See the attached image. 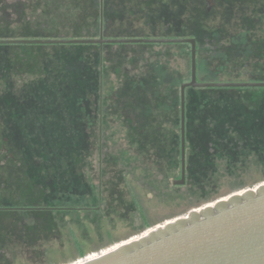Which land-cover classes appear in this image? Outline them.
Instances as JSON below:
<instances>
[{"label": "rangeland", "instance_id": "1", "mask_svg": "<svg viewBox=\"0 0 264 264\" xmlns=\"http://www.w3.org/2000/svg\"><path fill=\"white\" fill-rule=\"evenodd\" d=\"M140 1L106 0L107 36L150 38V26L174 38L200 33L199 82L253 70L264 78L260 0L224 1L200 22L191 20L192 9L170 2L159 23H150V0L144 7ZM23 4L0 0V40L99 38V0H52L48 16ZM39 45L0 46V264H81L264 184V145L252 138L237 152L231 139L264 138V88L196 92L200 99L187 108L186 184L175 186V126L191 47ZM139 202L157 223L148 229Z\"/></svg>", "mask_w": 264, "mask_h": 264}, {"label": "water", "instance_id": "2", "mask_svg": "<svg viewBox=\"0 0 264 264\" xmlns=\"http://www.w3.org/2000/svg\"><path fill=\"white\" fill-rule=\"evenodd\" d=\"M0 44H189L191 80L181 85V179L173 182L175 186L186 184L187 89L264 88V82H199L193 38L106 39L101 35L95 39L0 40ZM81 264H264V184L194 209Z\"/></svg>", "mask_w": 264, "mask_h": 264}, {"label": "trees", "instance_id": "3", "mask_svg": "<svg viewBox=\"0 0 264 264\" xmlns=\"http://www.w3.org/2000/svg\"><path fill=\"white\" fill-rule=\"evenodd\" d=\"M48 5V6H47ZM47 7L49 8V2L46 4H44L43 3V6L42 7H36V13L38 12V10L40 11V10H43V12L44 13H41L42 15H46V16H48L49 14L50 15H52V11H50V12H46L47 11ZM75 8H77V6L75 7ZM76 11H77V9H76ZM99 12H100V8H99ZM42 15H40V16H42ZM147 16V15H146ZM101 19V18H100ZM100 19H98L99 21V26H97V31H98V29H99V37H100V33H101V31H100V28H101V25L103 26V31H102V34H103V37L104 38H106V39H115V38H118V37H115V36H112V35H106V33L108 32V31H110V30H108L109 28H108V26H107V22H106V20L104 19V21H103V23L101 24V22H100ZM50 24V23H49ZM99 27V28H98ZM146 27H149V26H146ZM153 27V29H154V31L155 32H158V28L156 27V26H152ZM114 30V29H113ZM168 34H170L171 32H167ZM202 34H196V33H193V34H191L189 37L188 36H186V35H178V37L179 38H196V41H197V76H198V81H203L202 80V78H200L199 77V66H200V61H201V59H200V57L198 56V44H199V42H200V40L203 38L202 36H201ZM242 36L244 37V33L242 34ZM169 37H175L174 35H169ZM124 38V37H123ZM131 38H136V37H131ZM36 39H41V40H49V39H58V38H56V37H54V36H51V37H49V38H44V36H42V37H37V36H29V37H27V39L26 40H36ZM90 39H95V38H90ZM9 40H11V39H9ZM243 40V39H242ZM11 45V44H10ZM10 45H7V44H0V46H10ZM37 45V44H36ZM62 45H64V44H62ZM62 45H58V46H62ZM67 45V44H66ZM131 45H138V44H131ZM172 45H175V44H172ZM179 45H189V44H179ZM19 46H21V47H23V46H25L24 48H29L27 45H19ZM75 46H77V45H75ZM91 46H94V47H99V46H102V45H99V44H92ZM190 46V45H189ZM39 47H55V45H49V44H41V45H39ZM191 47V46H190ZM25 51H27L26 49H25ZM190 56H191V53L189 54ZM99 60H101V56H99ZM100 66H101V63H100V61H99V64H97V67H99L100 68ZM258 74H261V73H258V71H252V72H249V73H246V72H240V73H238V75H236V77H234L233 79H231V78H228V80H226V82H238V81H235L236 79H238V77H242V76H246V75H248L249 77H248V79L250 80L249 82H264V78H261V77H259L258 76ZM209 75H218V73H212V74H209ZM223 74H221V75H218V76H222ZM259 79V81H256V80H258ZM191 80V77H189V78H186V79H183V81L184 82H189ZM218 82H223V81H218ZM200 89H202V90H204V89H206V90H243L244 88H198V89H193V88H191V91H192V95H190L189 97L187 96V94H186V129H188L187 128V108L189 109V108H191V107H193V106H195L196 104H197V102H198V100L200 99V95H195L196 94V92L197 91H199ZM247 89H249V90H252V89H257V88H247ZM181 93V92H180ZM175 128H176V130L177 131H179L180 132V129H181V117H180V121L178 122V124L175 126ZM254 139L255 140V142H257L258 144H263L264 145V138H262L261 137V140H260V136H247L245 139L243 138H234V137H232L231 139H235V140H237V141H235V145H233L232 146V149H233V151H237V152H239V151H241L242 150V148H245L248 144H249V142H250V140L251 139ZM230 139V140H231ZM6 141V140H5ZM239 141H241V142H243V143H240ZM71 142V141H70ZM259 142H261V143H259ZM188 150L189 149H187V152H188ZM257 156L258 157H261L262 155L261 154H257ZM177 162L179 163V165L177 164ZM175 165L173 166V169L174 170H176V169H180V174H181V144H180V155H179V157H177L176 158V162L174 163ZM73 191L75 192V193H78V189H77V186H75L74 187V189H73ZM99 192H97L96 194H95V196H92V197H95L96 198V201H98L99 200V197H100V194H98ZM86 202H89V201H87V200H85ZM87 205V204H86ZM139 205H140V210H139V214H141V216H142V218H143V220H144V223L146 224L145 226V228L146 229H148V228H150V227H152V226H154L155 224H157L156 222L155 223H151V222H149V220H148V216L146 215V212H145V208L144 207H142L143 205H141V203L139 202ZM86 207L87 206H85V209H83V210H86ZM123 243H126V242H123ZM119 245H121V244H119ZM81 255H85L83 252H81Z\"/></svg>", "mask_w": 264, "mask_h": 264}, {"label": "flooded vegetation", "instance_id": "4", "mask_svg": "<svg viewBox=\"0 0 264 264\" xmlns=\"http://www.w3.org/2000/svg\"><path fill=\"white\" fill-rule=\"evenodd\" d=\"M52 0H23V3L25 4V6L29 7V6H33L32 4L34 3L35 7H42L43 3L47 4L48 2H50ZM73 1V0H72ZM122 1V0H121ZM224 1H226L227 3L233 5V6H237V4H235L236 1H240V0H150V23L152 22H158L160 20V9L163 10V8H165L166 6H168L170 4V2L174 5V6H180L184 9H192L193 12V16L191 17L192 21L195 22H200L201 21V13H207L208 15H211L212 13H217V11L222 10V7L224 5ZM259 3V0H256ZM261 5L262 3H264V0H260ZM28 2V4L26 5V3ZM147 0H141L137 5L138 6H142L144 7L146 5ZM105 3L106 0H99V8H100V22L102 20V23L104 21V7H105ZM24 4L22 5L23 7ZM125 7L129 6L130 3H124ZM48 6V5H47ZM132 6V4L130 5ZM247 7L244 4H242V7ZM38 13L40 15H42L41 13H44L43 10L38 11ZM152 27V26H150ZM153 28V27H152ZM154 31V29H152ZM100 36L103 35L102 31H103V26L102 28H100ZM168 31L165 30L164 35L160 34V31L158 30V32H153V36L150 37V39H176V38H172L169 37ZM196 39V38H194ZM36 40H41V39H36ZM155 45H168V44H155ZM170 45V44H169ZM172 45V44H171ZM5 150V147H4Z\"/></svg>", "mask_w": 264, "mask_h": 264}]
</instances>
